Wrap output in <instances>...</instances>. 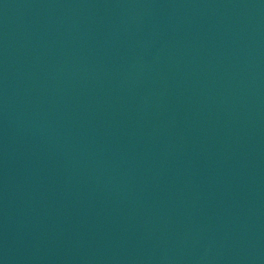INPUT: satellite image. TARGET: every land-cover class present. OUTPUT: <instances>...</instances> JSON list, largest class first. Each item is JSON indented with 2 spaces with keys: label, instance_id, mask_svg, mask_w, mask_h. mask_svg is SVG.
Listing matches in <instances>:
<instances>
[{
  "label": "water",
  "instance_id": "1",
  "mask_svg": "<svg viewBox=\"0 0 264 264\" xmlns=\"http://www.w3.org/2000/svg\"><path fill=\"white\" fill-rule=\"evenodd\" d=\"M0 264H264V0H0Z\"/></svg>",
  "mask_w": 264,
  "mask_h": 264
}]
</instances>
